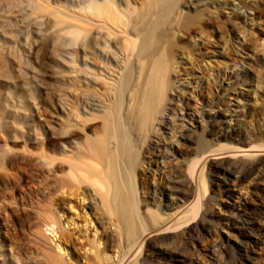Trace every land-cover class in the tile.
<instances>
[{
	"label": "bare ground",
	"instance_id": "bare-ground-1",
	"mask_svg": "<svg viewBox=\"0 0 264 264\" xmlns=\"http://www.w3.org/2000/svg\"><path fill=\"white\" fill-rule=\"evenodd\" d=\"M212 7L220 9L217 17L189 14ZM244 8L236 0H93L89 12L80 15L74 39L66 46H73L78 67L73 78L74 101L67 98V88L62 91L66 105L71 102L76 111L78 121L74 120L73 128L82 126L92 136L61 161L59 170L66 173L67 180H59L58 191L80 196L91 189L100 199V210L116 231L120 256L114 264H195L197 243L211 233L213 222L211 210L216 203L215 197L207 195L209 182H213L210 177L222 178L227 195L226 185L231 178L240 184L264 168L260 159L264 146L239 138L238 130L226 131L219 115H215L208 117L211 122H207L203 134L191 141L194 147L186 158L185 175H166L169 188L160 189L154 181L145 183L153 165L173 154L165 136L173 133L175 122L184 118L183 112L194 109L203 128L205 115L196 104L200 102L210 110L220 108L221 99L205 98L201 88L185 85L178 74L187 62L194 66V75L184 74L196 79L200 65L210 67L211 62L204 57L195 58L198 52L207 55L201 52L203 27L220 23L225 16L223 23L236 28L240 17L237 11ZM225 9L231 13L226 14ZM225 50L234 53L228 58L233 62L232 70L239 67L243 48L235 40H228L222 47ZM233 79H227L228 85L224 86L222 80L218 90L233 92ZM242 96L238 93L235 98ZM70 123L69 118L63 122L67 127ZM79 134L66 130L63 137L67 140ZM233 136L239 138L236 147L215 148L217 141ZM175 142L179 144V140ZM223 159L228 162H221ZM213 160L219 161L212 164ZM149 194L150 199L144 198ZM166 194L179 201L166 202ZM66 197L55 201L62 211L71 202ZM174 205L178 206L176 212L168 214ZM260 215L256 209L238 214L231 223L240 229L235 235L238 243L210 247L212 259L205 264H252L253 251L248 244L258 234ZM55 223L49 217V224ZM146 250L151 255H146ZM107 255L105 250L100 256L85 259L89 264H109ZM48 264L65 263L61 258L48 257Z\"/></svg>",
	"mask_w": 264,
	"mask_h": 264
},
{
	"label": "rangeland",
	"instance_id": "rangeland-1",
	"mask_svg": "<svg viewBox=\"0 0 264 264\" xmlns=\"http://www.w3.org/2000/svg\"><path fill=\"white\" fill-rule=\"evenodd\" d=\"M92 2L0 0V255L3 256L0 264H48V257L61 258L65 264H89L86 256H100L105 250L111 259L109 264L118 262L116 231L108 216L102 214L98 205L100 199L91 189L80 196L58 191L60 181L67 180L66 173L59 170L61 161L71 157L72 152L92 136L91 131L83 130L82 126L73 128L78 121L76 111L71 102L66 105L63 97V89L67 88V98L74 101L73 78L78 68L73 46L69 49L66 46L74 39L80 15L89 12ZM240 2L245 8L237 11L240 17L236 28L223 23L225 16L220 23L203 27L205 40L203 44L201 40L197 42L202 46L201 52L207 55L198 52L195 58L204 57L211 62L210 67L200 65L201 72L195 74L196 79L184 74L186 71L194 75V66L187 62L182 64L183 69L178 74L185 85L191 83L190 87L201 88L205 98L221 99L220 108L210 110L200 102L196 104L205 115L203 128L196 120L194 109L183 112L184 118L175 122L173 133L165 136L173 154L153 165L152 172L146 176V185L155 182L160 189L169 188L166 175L174 178L186 174L189 151L194 147L191 141L203 134L207 122H211L209 116L219 115L226 131L238 130L239 138L264 146V0H236V4ZM204 9L189 14L217 17L220 13V9L213 7ZM225 12L229 14L231 10L225 9ZM228 40H235L237 46L243 48L239 67L233 70V62L228 58L234 53L222 51ZM87 70L89 72L88 67ZM231 77L236 81L235 90H218L220 82L224 80L223 86L228 85L227 79ZM238 93L243 94L240 99L235 98ZM67 118L71 120L70 127L63 124ZM66 130L80 134L65 140ZM236 136L217 141L215 148L236 147L239 140ZM260 159L264 161V156ZM218 161L213 160L212 164ZM210 178L213 182H209L207 195L215 197L216 203L211 210L213 222L211 233L197 243L195 264H205L212 259L208 250L212 246L224 242L237 244L239 240L235 235L240 229L231 224L232 220L253 209L261 215L258 234L252 236L248 244L253 251L251 263L264 264V168L240 184L231 178L226 185L227 195L222 178L213 175ZM58 197L71 201L63 211L55 203ZM144 198L150 199V194ZM165 199L166 202L179 201L168 194ZM175 205L168 214L176 212L179 205ZM49 217L56 223L49 224ZM146 253L151 255L148 250Z\"/></svg>",
	"mask_w": 264,
	"mask_h": 264
}]
</instances>
